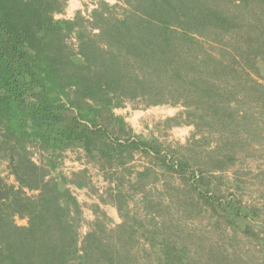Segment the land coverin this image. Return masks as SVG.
Returning <instances> with one entry per match:
<instances>
[{
    "label": "trees",
    "instance_id": "trees-1",
    "mask_svg": "<svg viewBox=\"0 0 264 264\" xmlns=\"http://www.w3.org/2000/svg\"><path fill=\"white\" fill-rule=\"evenodd\" d=\"M93 3L58 18L67 0H0V264H264V216L234 170L264 148V0ZM129 103L181 106L162 124L190 137L136 132L116 112ZM75 150L106 185L63 171ZM73 186L98 199L85 234Z\"/></svg>",
    "mask_w": 264,
    "mask_h": 264
},
{
    "label": "rangeland",
    "instance_id": "rangeland-1",
    "mask_svg": "<svg viewBox=\"0 0 264 264\" xmlns=\"http://www.w3.org/2000/svg\"><path fill=\"white\" fill-rule=\"evenodd\" d=\"M106 1L114 3L116 0ZM93 7V0H67V6L64 13L57 14L56 17L68 18L70 16L72 18L78 9H81L86 12L87 10H90ZM181 110V106L172 105H155L148 108H134L133 104L129 103L127 107L117 109L116 112L118 114L125 115L127 122L133 128H135L138 133H143L148 136H157L160 137L162 140H166L171 143H185L188 137H190L191 135V132L193 130L192 126L180 125L172 126L168 129H165L162 124L166 120V118L174 116L177 112ZM160 124L161 129H156V125ZM80 159L81 156L75 153L74 151L66 153L63 164V171L68 172L72 169H75L77 165H75L74 162L83 163V161H81ZM84 159L85 158H83V160ZM141 162H143V160L138 159L136 163L140 166ZM0 170L2 172V175L8 176L5 163L0 166ZM77 170L80 169L76 168V171ZM234 170H236L241 175V178L244 181L242 183V189H239L237 191L232 187L227 189L229 186L227 178L228 176L233 175V171H227L224 173L221 171L207 170L205 171V174L211 177L213 187L219 185V192L221 194L227 195L231 192L236 191L237 196L240 197L244 203H248L249 205L253 206L262 216H264V148L259 151L255 159L250 160L244 164H236ZM92 174H94V177H99L97 171L94 168H92ZM8 181L14 182V177L9 176ZM32 193L34 192H29V194ZM96 198L97 197H90L88 204L84 205V207L86 208V210L83 209V217L85 221L80 227L81 234H85L87 232V222L95 218L91 206L95 203ZM105 211L112 220L111 225H114L121 221L116 208L115 212H110L109 210ZM17 222L21 225L27 223L26 219L20 218L17 219ZM189 224L193 227H197L202 232H205L209 240H216L222 243L224 242L223 238H225L226 235L221 231H214L213 227H210V225H208L206 221L201 224L198 223V221L190 222ZM262 235H264V233H262ZM240 240H244V237H241ZM225 242H227V240H225ZM241 246H245L243 241H241ZM228 248L229 250H231L230 246ZM258 248H262V250L264 251V247L262 245L258 246Z\"/></svg>",
    "mask_w": 264,
    "mask_h": 264
},
{
    "label": "crops",
    "instance_id": "crops-1",
    "mask_svg": "<svg viewBox=\"0 0 264 264\" xmlns=\"http://www.w3.org/2000/svg\"><path fill=\"white\" fill-rule=\"evenodd\" d=\"M134 130H135V128H134ZM70 152L71 151H69L67 153H70ZM74 152L77 153V154H79L81 156V159L80 160L83 161L82 164H84L81 169H83V168H89L91 174H92V168H94L97 171V174L99 175V177H94V174H92L93 182L96 185H98V186H100V185L101 186L106 185L107 182L103 179L102 175L98 172L97 168L95 166H92L91 163L86 162L85 159L83 160V158H84L83 151H81V150H75ZM91 166H92V168H91ZM96 178H97V180H96ZM72 189H74L75 192L77 193L78 200L83 204V209L84 210H86V208L84 207V205H87L88 204V201H89L90 197H93V198L96 197V196L94 197V195H92L88 191V189H86V188H77V187L73 186ZM95 202H98V199L97 198H96ZM101 208H103L104 210H109L110 212H113V211L115 212V208L116 207L113 206V205H111V204H101ZM94 217H95V215H94Z\"/></svg>",
    "mask_w": 264,
    "mask_h": 264
},
{
    "label": "built area",
    "instance_id": "built-area-1",
    "mask_svg": "<svg viewBox=\"0 0 264 264\" xmlns=\"http://www.w3.org/2000/svg\"><path fill=\"white\" fill-rule=\"evenodd\" d=\"M68 18H71V17L69 16ZM74 164L77 165L76 168H78V169H81V168L83 167V165H84V164L79 163V162H74ZM76 168H75V169H72V170H70V171H68V172H65V173H66V174H71V172L76 171ZM72 190H73L74 194H75V195L77 196V198H78V195H77V193L75 192V190H74V189H72Z\"/></svg>",
    "mask_w": 264,
    "mask_h": 264
}]
</instances>
